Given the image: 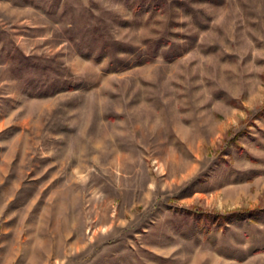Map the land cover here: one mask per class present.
I'll return each instance as SVG.
<instances>
[{
  "label": "rangeland",
  "instance_id": "1",
  "mask_svg": "<svg viewBox=\"0 0 264 264\" xmlns=\"http://www.w3.org/2000/svg\"><path fill=\"white\" fill-rule=\"evenodd\" d=\"M131 1L0 0V264H264V0Z\"/></svg>",
  "mask_w": 264,
  "mask_h": 264
},
{
  "label": "trees",
  "instance_id": "2",
  "mask_svg": "<svg viewBox=\"0 0 264 264\" xmlns=\"http://www.w3.org/2000/svg\"><path fill=\"white\" fill-rule=\"evenodd\" d=\"M130 6L134 9V11L138 12L141 10L144 11H160L165 12L168 11L170 8L169 0H132L130 2ZM181 1H178L176 4V7H181ZM165 39L164 36H161L156 39H150L147 38L144 45L146 46V50L144 53L140 52L137 54L136 57V63L135 64H144L148 62L154 61L160 54V50L164 45L168 43V41ZM183 52V51H182ZM181 53H166V59L168 60H174L178 56H180ZM142 54H144V57H142ZM114 64V63H112ZM113 66V65H112ZM128 67V66H125ZM114 70L120 69L119 67H114ZM261 117H264V107L258 112ZM261 210V209H260ZM262 211L258 210H252L250 209L247 211H241L240 213H232V214H213V213H198L199 217L205 218L206 221L202 222L201 225L204 226L205 224L208 225L209 228H216L220 227L221 225L224 227H227L229 223H232L234 221H241V220H250V219H257L260 217ZM196 216L197 219H199ZM263 251L264 249H257L256 252Z\"/></svg>",
  "mask_w": 264,
  "mask_h": 264
}]
</instances>
